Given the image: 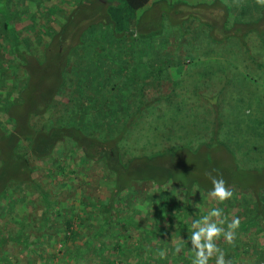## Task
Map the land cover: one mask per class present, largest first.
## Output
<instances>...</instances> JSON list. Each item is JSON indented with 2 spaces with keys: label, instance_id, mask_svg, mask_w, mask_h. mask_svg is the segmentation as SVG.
I'll return each mask as SVG.
<instances>
[{
  "label": "trees",
  "instance_id": "16d2710c",
  "mask_svg": "<svg viewBox=\"0 0 264 264\" xmlns=\"http://www.w3.org/2000/svg\"><path fill=\"white\" fill-rule=\"evenodd\" d=\"M253 1L244 6L264 13V2ZM150 2L0 0V264L23 262L22 251L30 264H193L201 198L193 193L195 183L179 185L182 179L171 170L176 162L162 158L190 132H220L214 121L210 132L207 125L199 128L214 105L200 117L185 109L178 92L191 70L178 45L197 48L200 59L218 52L211 47L201 55L205 33L177 30L179 18L170 20L171 13L180 15L177 5L188 3L159 0L147 7ZM245 24L251 25L246 36L259 37L264 16ZM169 80L172 91L148 96ZM163 101L167 115L158 114ZM178 121L187 123L175 143L169 133ZM145 135L151 140L146 145ZM94 185L106 187L104 196L87 194ZM240 188H229L227 200L213 198L215 217L224 224L218 227L227 231L233 219L240 221L231 242L221 233L214 243L227 264H264V188ZM89 200L95 205L90 211ZM51 218L61 222L60 242L69 247L64 258L40 254L42 238L52 235L44 231ZM177 245L186 255L171 254ZM241 252L252 260L242 263Z\"/></svg>",
  "mask_w": 264,
  "mask_h": 264
},
{
  "label": "rangeland",
  "instance_id": "374dc122",
  "mask_svg": "<svg viewBox=\"0 0 264 264\" xmlns=\"http://www.w3.org/2000/svg\"><path fill=\"white\" fill-rule=\"evenodd\" d=\"M74 1L69 0L70 6L75 4ZM152 2L147 7H150ZM167 3L172 5L178 2L176 0H167ZM57 4V2L54 3V5ZM114 5H117V2ZM229 5L232 6L231 3ZM244 5L251 8L250 4L244 3ZM261 6L264 7V3ZM177 7L181 8L180 15L171 13L174 17L170 15L171 19L169 17L166 18L173 22H176L179 18L180 27L176 28L177 30H182L184 27L189 26L190 29L203 31L208 39L212 37V39H218L217 42H220L217 44L216 40L209 41L206 39V42L201 45L199 50L201 55H204L209 48L217 45H222L221 50L226 51L224 59H221L223 57L214 60L204 59L203 56V59H200L199 53L196 52L197 48L193 49L194 47L192 48V45L189 44L187 50H185L184 47L182 48L181 43L178 45V48L182 49L179 51L182 60H184V63L187 61L191 69L189 75L182 77L183 82L178 89L181 98L188 103L185 109L192 108L194 113H198L202 117L205 116V108L214 105V114L208 110L207 113H210L211 116L208 117L206 114V120L209 119V121L207 124L201 123L199 128L205 129L204 125H207V131L209 130L210 132V129L214 130L212 121H214L215 127L218 124L221 126L220 132L216 133L215 136L206 134L204 137L203 134H196L195 137H192L190 132L188 138L179 141L178 138L183 134L187 122H176L170 129L169 137L172 142H179L173 145L175 149L171 156L162 158V161L166 164L176 162V166L171 170L174 171L177 178L182 179L179 185L186 186L189 183H195L193 193L201 198L196 203L200 204L198 206L200 213H197V215L202 216V220H198L199 222L201 221V224L196 223L195 231L198 232L201 227H207L208 224H216L217 227L221 224L224 225L219 217L211 215L212 211L217 209V204L213 197L207 196L204 194L205 191H203L207 190L211 193L213 190V179L222 178L225 186L230 180L231 183L227 186L228 189L231 187L252 190L264 188V31L262 34L255 31L260 34L259 37L255 34L246 36L244 29H251V25L243 24L228 30L227 26L224 27V20L220 15L212 14L207 16L205 5L196 9L187 8L183 4H179ZM142 12L138 11L137 15H141ZM156 12L157 10H154V13H151L155 14ZM261 14L264 16V13ZM232 23L233 20L229 19L228 24L231 25ZM258 26L259 24H253V28L256 30ZM260 28L262 29V25ZM196 46L198 47V43ZM231 50L232 53L234 50L235 52L230 54ZM185 67L187 68V66ZM172 90L173 85L169 80L165 84L160 85L158 92L148 96H163V94ZM168 110L166 102L163 101L158 114L164 113V115H167ZM192 125H188V127H192ZM140 129L145 134L153 136L148 127L145 128V124H142ZM207 131L205 132L207 133ZM173 135L176 137L172 138ZM178 135L179 137H177ZM149 141L151 140L145 135V145ZM167 143L165 142L161 146L164 148ZM136 146H133V143L130 144V148ZM142 146L144 144L141 143V149H143ZM149 149L151 148L147 150ZM148 153L150 151H146L147 155H149ZM99 176H103L101 170L96 173V177ZM95 187L97 186H90L87 194L101 196V192L106 190L105 186H102L100 191ZM102 196L104 195L102 194ZM194 199L193 197L192 201ZM202 200L206 201L204 205H208L204 206ZM89 204L91 205L88 208L90 211L95 205L92 200H89ZM41 213L39 211L37 215L41 216ZM240 213L242 216V211ZM205 215L207 219H205ZM60 223L51 218V222H49L50 228L44 229L48 234H52L50 239L47 237L42 238L45 244L41 246V249L44 250V253L40 252V254L45 257L48 254H54L57 258H64L65 252L69 249L66 244L63 245L60 242L63 238L62 234L57 230L61 225ZM53 236L56 240H54ZM182 237L180 236L176 239H182ZM201 239L204 238L202 237ZM171 254L177 257L180 254L186 255L179 245L171 250ZM18 255L23 258V262L18 263V261L12 259L11 264H30L28 263V252L22 251V254L18 253ZM243 258L248 260L247 263L252 260V257L246 256L244 252L240 255L242 263L241 259ZM33 260H35V257ZM37 262L40 263L41 260ZM212 264H215V261Z\"/></svg>",
  "mask_w": 264,
  "mask_h": 264
},
{
  "label": "clouds",
  "instance_id": "9594fccd",
  "mask_svg": "<svg viewBox=\"0 0 264 264\" xmlns=\"http://www.w3.org/2000/svg\"><path fill=\"white\" fill-rule=\"evenodd\" d=\"M209 195L213 198L219 199L220 201H224L232 196V192L225 187V182L222 178L213 179V190L209 193ZM211 215L219 216L220 213L218 210H213ZM205 219H207V217ZM239 224L240 221L237 218L228 223L227 231L221 227H217L216 224H208L207 227H201L198 232L193 233L191 240L195 249H197L193 264H207L213 253H217L215 264H227L224 252L217 248L214 243V238H217L221 233H223L224 238L231 242L233 239V232L239 227ZM202 237L204 238L203 243L201 242ZM177 251H179V249H177Z\"/></svg>",
  "mask_w": 264,
  "mask_h": 264
},
{
  "label": "crops",
  "instance_id": "0c3cea01",
  "mask_svg": "<svg viewBox=\"0 0 264 264\" xmlns=\"http://www.w3.org/2000/svg\"><path fill=\"white\" fill-rule=\"evenodd\" d=\"M152 1L153 0H151V2ZM176 1L178 3L185 1L186 3L189 4L187 8L191 7L193 9L205 5V8L207 9V13H208L207 16H211L212 14L220 15V17L223 18L224 25L227 26L228 30L234 29L235 27H239L245 24V22L249 21L250 19H258L262 17L261 13H263L261 9L252 8L251 10H249V8H246L244 6V3L250 2L251 5L254 4L253 0H176ZM256 2H258V0H256ZM230 3L232 4V6L229 5ZM229 19L233 20V23L231 25L228 24ZM235 21L237 23H235ZM244 32L246 33V28L244 29ZM222 47H223L222 45H217L211 49L218 52V54L211 55L213 60L219 59L221 57H223L221 59H224V54L226 51L225 52L224 50L222 51L221 50ZM204 59L207 58L204 57Z\"/></svg>",
  "mask_w": 264,
  "mask_h": 264
}]
</instances>
